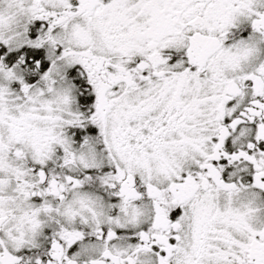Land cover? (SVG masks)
Returning <instances> with one entry per match:
<instances>
[{"label": "snow or ice", "instance_id": "snow-or-ice-1", "mask_svg": "<svg viewBox=\"0 0 264 264\" xmlns=\"http://www.w3.org/2000/svg\"><path fill=\"white\" fill-rule=\"evenodd\" d=\"M0 264H264V0H0Z\"/></svg>", "mask_w": 264, "mask_h": 264}]
</instances>
